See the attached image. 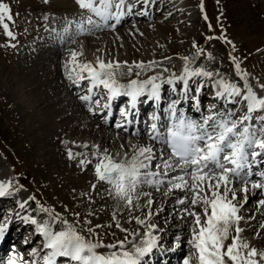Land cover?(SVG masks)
<instances>
[{
  "label": "snow or ice",
  "instance_id": "obj_1",
  "mask_svg": "<svg viewBox=\"0 0 264 264\" xmlns=\"http://www.w3.org/2000/svg\"><path fill=\"white\" fill-rule=\"evenodd\" d=\"M125 2L75 0L88 15H82L80 20H66L59 33L55 28L51 32L57 33L61 43L76 44L75 37L78 35L102 27L114 29L116 25L109 24V21L114 19L116 23L120 22ZM128 7L131 8V5ZM200 9L204 12L203 0ZM44 19H48L47 15ZM204 19H208L206 14ZM10 23H15L10 5L0 0V28L7 37L15 40L16 34L11 30ZM213 39L231 46L232 52L227 55L236 76L243 81L242 85L221 76L219 69L208 70L203 65L193 68L191 65L196 58L204 55V49L195 41L192 46L196 53L191 59L181 57L184 65L179 75L170 73L165 76L164 73L169 70L163 68L161 72L146 78H141V74L160 67L158 62L105 60L101 57L95 61H81L82 45L80 50H69V57L63 64L65 77L78 88L87 84L85 94L79 95L78 99L90 114L104 112L103 119L107 121L112 115V102L117 97H127L125 105L119 108L120 120L115 124L120 129L123 128L121 121L131 124L129 117L139 116V103H154V110L148 114L145 124L149 143L129 141L127 150L116 151L115 154L106 147L96 143L89 145L87 142L77 145L87 149L86 152L67 151L70 160L79 157L78 166L82 171L90 165L95 180L110 186L108 195L117 203L107 227L114 225L126 234L114 243L105 244L101 239L96 230L105 225L93 224L89 218L94 215L91 210L84 217L79 212H72L73 219L70 221L54 208L42 204L34 195L16 201L21 210L30 207V201L36 204L37 215L21 217L19 212L9 210L18 219L31 223L35 233L42 237L40 245L30 247L28 255L32 259L29 264H59V258H64V264H144L145 258L159 247V237L158 225L152 222V194L141 189L148 186L159 191L161 185L166 187L165 196L173 192L183 193L175 202L179 205V213L183 214L180 219L189 218L185 225L189 251L181 264H264V247L257 248L251 244L242 235L245 229L241 226L245 220L241 210L249 202L250 195L259 196L255 200V208L264 210V172L255 173L258 178L253 179L251 167L264 156V82L258 79L255 84L250 82L248 73L233 54L236 46L232 40L224 34L206 37L208 41ZM9 46L15 47L14 44ZM206 58L215 60L211 52L207 53ZM164 59L170 60L171 57ZM194 79L198 80L194 90L196 94L200 93L201 85L210 82L215 88L214 98L224 101L225 105H235L238 110L210 103L206 113L198 118L188 115L183 107H178L188 99L193 101L192 107L196 112L201 110L198 95H189L192 91L190 82ZM164 84L171 86L170 91L177 93V98L169 97L161 108V102L165 99L162 96ZM179 84L182 87L178 90ZM143 97L147 99L142 101ZM71 143L76 144L75 141ZM156 144L160 145L159 150ZM120 148L124 149L125 145L121 144ZM173 171L178 174L170 175ZM96 186V183H92L91 189L95 190ZM22 189L24 186L14 178L0 180V197L14 196ZM142 196L147 197L145 206L148 211L132 216V211L140 209ZM121 204L129 211V222L134 220L138 228L130 231L122 225L117 215L118 211H123ZM156 211L158 213L161 209L157 208ZM8 219L10 216L6 215L5 220ZM7 228L8 224L0 221V238H3ZM260 228L264 229V220ZM24 243L28 244L29 241L25 239ZM180 243L181 236L177 235L175 247H180ZM0 264L26 262L19 253L13 252Z\"/></svg>",
  "mask_w": 264,
  "mask_h": 264
},
{
  "label": "rangeland",
  "instance_id": "obj_2",
  "mask_svg": "<svg viewBox=\"0 0 264 264\" xmlns=\"http://www.w3.org/2000/svg\"><path fill=\"white\" fill-rule=\"evenodd\" d=\"M2 2L10 5L15 21L14 24L10 23V28L16 34V39L11 40L0 28V165L6 167L9 173L15 174V176L12 175V178L24 186V189L16 194H22L24 199L28 195H34L42 204L54 208L56 212L61 213L70 221L73 219L72 212H79L81 217H84L91 210L95 214L92 215L93 217H89L93 224L105 225V227L96 230L105 244L114 243L115 240L123 239L126 235L116 229L114 225L111 228L107 227V224L111 223L116 201L108 195L109 186L105 187L95 180L92 167H87L82 171L76 163L78 159L70 160L68 158V149L74 153L88 151L85 148L84 151H81L80 147L62 144L63 139L72 141L80 136L78 133L70 136V133L78 128L77 122L79 121H75V118L68 114L71 117L68 119L71 123L68 125L70 126L69 130L66 129L65 125L58 128L59 131L56 132L55 129L57 128L47 125L49 121L50 123L56 121V117L50 118V112L46 107L53 99L48 95L51 83L40 68H38L39 70L35 68L32 61H37L41 56L45 58L48 53L54 54L49 50L58 48L55 51L56 60L54 59L53 63L57 64L61 60L64 64V61L69 57L70 49L80 50L78 44L81 41L83 44L89 45L87 54H91V56L115 60L125 59L127 61L142 58L141 60L145 62H158L160 67L143 72L141 78L161 72L163 68L169 70L164 73L165 76H168L170 73L177 74L181 64H184L181 57L188 56L191 59L195 55L196 49L192 46L193 41H195L199 47L204 49V55L196 58V62L191 65L193 68L203 65L208 70L219 69L220 75L222 74L221 76L226 79L233 77L236 79L235 69L227 55L228 52H232L231 46L217 39L206 40L209 35L215 37L224 34L235 44L236 50L233 54L240 61L241 67L248 73L249 78L251 77L250 79L255 83L257 79L264 82V0H203L204 12H201L200 9L201 0H174L173 5L178 3L179 8H184L175 18L167 17L168 15H165L168 13L167 11L159 13V11L153 10L152 14H147L144 11L134 12V16L137 18H132L124 26L121 25L123 27H115L114 29L107 27L98 33L80 35L75 38L76 44L68 43L66 48H60L61 44L57 43V41L60 42L57 33L63 28L66 20H74L75 16L81 17L83 15L86 17L88 13H85L84 10L80 9V12H76L69 0H48L47 3L44 0H2ZM140 14L142 15L140 16ZM205 14L208 17L207 20L204 19ZM45 15L48 17L47 20L44 19ZM209 24L211 28H209ZM52 28H55L57 33H52ZM124 34H127V37L123 38ZM107 40L112 42L109 43L110 46L107 45L106 47ZM117 41L119 45H117ZM10 44H14L15 47L9 46ZM209 52L212 53L215 60L209 61L206 58ZM164 57H171V59L165 60ZM79 59L84 61L85 54ZM45 68L50 75L62 70L56 66V68L54 67L56 71H51L50 65L45 66ZM30 70L35 72L30 74ZM235 82L237 83V80ZM69 83L71 84L70 81ZM207 86L210 84L208 83ZM86 87L87 84L84 83L74 93L76 100H79V95L85 94L83 90ZM204 93L201 101L204 102L205 106L216 102L211 98L208 87L205 88ZM72 101L74 102V104L72 103L73 106H76L78 110L82 108L77 102L75 103V100ZM228 107L234 111L238 110L232 104ZM54 110H57L58 114L61 113L58 108H54ZM96 119L100 122L103 117L100 114V116L97 115ZM42 120L45 121V132L39 129ZM64 121L60 122L61 125L65 124ZM54 123L58 124L59 122ZM124 139L126 140V138ZM128 139L130 141V138ZM103 147L110 150L111 144L105 143ZM92 183L98 184L97 190L91 189ZM80 185L86 186L83 190V192H88V195H84L85 199L82 197L83 194H79L81 192ZM153 189L156 188L152 187L149 191L144 188L143 191L152 194ZM68 191L79 194L78 196H81L89 204L88 210H85L82 204L75 203L73 196H68ZM159 195L164 196V191ZM253 199L244 205L242 211L250 210ZM13 201L15 200L13 199ZM8 203H11V200H8ZM102 204L103 206H101ZM29 205L30 207L26 208L24 212L22 211L23 213L19 211L20 216L22 214L37 215L35 201H30ZM121 205L120 208L122 207L123 211H118L117 215L122 223L128 209L123 204ZM7 206H1L3 212H1V215L3 214L1 218L3 220H5L6 215L10 216L9 210L14 209V206L10 207V204ZM154 208L152 207V210ZM176 210L173 207L168 208L166 214L168 217L173 216L170 220L168 217L160 216L152 219V222L156 223L159 229L162 228L159 232L169 227V233H171L169 236L171 238L159 242L160 247H163L164 243L169 244L175 240L177 235L181 236V240L188 237L185 233L186 228L180 230L178 223L179 221L184 223L189 218L185 217L184 220H181L180 216L183 214L179 211L176 213ZM5 211L7 213H4ZM124 211L127 212L124 213ZM39 215L42 216L43 214ZM174 215L178 217L175 218ZM243 216L246 219L250 217L247 212ZM262 220H264V215L259 217V222L257 221L258 224L255 227L254 222H252L250 226L245 228V230L252 229L249 234L246 232H244L245 235L243 234L257 248L264 247V229L260 228ZM5 221L9 223L12 219ZM122 225L130 231L133 230L132 227H139L136 224L130 226L125 221ZM77 227L80 228L81 226L77 225ZM242 227H245V223ZM10 233L14 234L13 231ZM85 235L88 234L85 232ZM17 237L19 239L13 243L16 244L17 242V245L20 246L19 250L27 255L30 247L38 246L41 242V237L36 235L31 223L23 226ZM25 239L29 241L28 244L24 243ZM256 241L258 242L256 243Z\"/></svg>",
  "mask_w": 264,
  "mask_h": 264
},
{
  "label": "bare ground",
  "instance_id": "obj_3",
  "mask_svg": "<svg viewBox=\"0 0 264 264\" xmlns=\"http://www.w3.org/2000/svg\"><path fill=\"white\" fill-rule=\"evenodd\" d=\"M75 0H69V2H71L72 4H73V6H74V8L76 9V12H80L81 10H80V8L78 7V5L74 2ZM127 1H129V3L127 2ZM60 2V1H59ZM70 4V3H69ZM127 4L129 5H131V8H134V9H136L137 11H139V10H144L145 12L146 11H148L149 13H152L153 12V10H157V11H159V13L160 12H163V11H167L168 13H165V15L167 14L168 16L167 17H170V18H175V17H177L178 16V14H179V12L180 11H182L183 9L182 8H179L178 7V3L177 4H175V5H173L174 4V0H147V2H145V0H126V4H125V6H124V8L122 9V11H125V10H128V7H127ZM180 5V4H179ZM130 8V9H131ZM82 17V16H81ZM81 17H74L73 19L74 20H80L81 19ZM128 18H131L130 16H127ZM166 17V18H167ZM133 18H134V16H133ZM130 20V19H129ZM115 23H116V21H115ZM127 23H126V20L125 21H120L119 23H116L115 25H116V27H123L124 25H126ZM121 25H123V26H121ZM103 28V27H102ZM101 28V29H102ZM88 32H86V33H84V34H87ZM93 33H98V30H94V31H92L91 32V34H93ZM129 33V32H128ZM148 33H150L149 31H148ZM78 36H80V35H78ZM78 36H76L75 38H77ZM95 36V35H94ZM119 36V35H118ZM125 37H127V34H124V37L123 38H125ZM120 41V40H119ZM112 41H110V40H107L106 41V47H107V45H109V43H111ZM116 42V41H115ZM118 42V41H117ZM51 43H53L52 41H51ZM78 43V42H77ZM68 43L67 42H65V43H63L61 46H60V48H66V47H68V46H66ZM48 45V44H47ZM54 45V44H53ZM78 45H82V51H83V54H85V60H88V61H95V59L98 57H95V56H91V54L89 55V54H87V52H88V47H89V45H85V44H83L81 41H79V44ZM112 45V44H111ZM117 45H119V42H118V44ZM79 46V47H80ZM110 46V45H109ZM54 47V46H53ZM110 48V47H109ZM58 48H55V49H53V50H49V52L51 51V52H54V54H52V53H48V54H46V57L45 58H43L42 56H41V58H39L37 61H32L33 63L32 64H34V66H35V68L36 69H38V68H40V70L44 73V76H47L48 77V79H49V81H50V83H51V87H50V89H49V92H48V95L49 96H51L53 99L51 100V102H50V104L47 106L46 105V107H48V111L50 112V118L52 117H56L55 118V120L57 121V122H59L58 124H56V123H54V122H56V121H53L52 123H50V121H49V119H48V123H47V125L49 126V125H51V127L52 126H54L55 128H57V129H55L56 130V132H57V130L59 131V129L58 128H61V127H64L65 125H66V129L67 130H69V128H70V126H68L69 124H71L70 123V120H68L69 118H75V121H79V122H77L78 124H77V129H75V131H73L72 133H70L71 135L70 136H72V135H75V134H79L80 136L79 137H77L76 139H74V140H72V141H75L76 142V144H73V143H71L72 141L70 140V141H67V140H65V139H63L62 141H67V143H62V144H65V146L67 145V146H76L77 147V145H79V144H82L83 142H87L89 145H91V144H93V143H96V144H99V145H101L102 147L104 146V144L105 143H109V144H111V147H110V151H112L113 152V154H115V152L116 151H121V152H123V151H125V150H127L128 148H129V139L128 138H130V141H132L133 143H136L137 141H139V142H141V143H144V141L140 138V139H138L137 137L136 138H131V137H129V136H127V135H121V136H123L124 138H126V140L123 138L122 139V137L120 136L119 137V135H118V133H117V131H115V129H110V128H107L104 124H105V122H103V119H102V121H98L97 119H96V117H95V115L94 114H90L88 111H87V109H86V107L84 106V104H83V102H81V101H79V100H76L75 99V97H74V93L75 92H77L79 89H78V87H76L75 85H73L72 83L70 84L69 83V80L65 77V75H64V73H65V70H64V67H63V63H62V61L60 60V61H58L57 62V64L56 63H53V60L55 59L56 60V58H55V56H56V50H57ZM108 49V48H107ZM48 51V50H47ZM149 51V50H148ZM151 52H154V50H151ZM49 54H51V55H49ZM59 54V53H58ZM39 56H40V54H39ZM50 56V57H49ZM126 56H128L129 57V55H126ZM126 56H124L125 58H126ZM123 57V58H124ZM103 59H105V60H108L107 58H105V57H102ZM148 58V57H147ZM146 58V59H147ZM142 58H140L139 60H137V59H135L136 61H140ZM144 59V58H143ZM145 59V60H146ZM123 60H125V59H121V61H123ZM131 60V59H130ZM128 60L129 62H131V61H133V60ZM148 60H150V59H148ZM40 61V62H39ZM36 63V64H35ZM47 65H50V69H51V71H56L55 69H54V67L56 68V66H58L60 69H62V70H60V72L59 71H56V72H54V74H52V75H50L49 74V71L47 70V68H45V66H47ZM183 65L184 64H181V67L179 68V70L177 71V75H179L180 74V72L182 71V69H183ZM52 67V68H51ZM39 70V69H38ZM29 71V70H28ZM30 72H31V70H30ZM35 71H32L30 74H32V73H34ZM222 75V74H221ZM35 76V75H34ZM251 78V77H250ZM249 78V80H250V82L251 83H253V84H255V82L252 80V79H250ZM60 80V81H59ZM231 80H233L234 82H235V80H237V83L238 84H240V85H242L243 84V81L242 80H240V78L238 77V76H236V79L233 77V78H231ZM192 84V86H195V87H197L198 86V80L197 79H194V80H192L191 82H190V85ZM205 84H206V82L203 84V85H201V88L203 89V88H205ZM83 89V88H82ZM84 92H86L85 90H83ZM203 92V91H202ZM201 92V93H202ZM171 94H173V92H171V91H169L168 92V95H171ZM46 96V95H45ZM74 98V99H73ZM72 100H75V103L77 102L79 105H81V109L80 110H78V108L75 106H73V104H74V102L72 101ZM142 100V99H141ZM146 100V99H145ZM142 101H144V99L142 100ZM222 101V100H221ZM114 102V101H113ZM113 102H112V107H113ZM73 103V104H72ZM161 103H163V101L161 102ZM183 105H185V101L180 105V106H183ZM218 105L219 106H221L222 107V104L220 105V103H218ZM145 106V102H141V103H139L138 105H137V108H138V110L139 111H141L142 109H143V107ZM186 106L187 107H189V102L187 103L186 102ZM79 107V106H78ZM54 108H58V109H60L61 110V113L60 114H58L59 112H57V110H54ZM114 108H112V110H113ZM190 110H191V112L193 113V114H195L196 115V117L198 118L199 116H200V114H199V112H196L195 111V109L194 108H189ZM86 111V112H85ZM46 112V111H45ZM134 112H135V110H134ZM76 113V114H75ZM64 114V115H63ZM71 114V117H69V115ZM106 114V113H105ZM43 115H44V113H43ZM67 115V116H66ZM75 116H77V117H75ZM118 117V116H117ZM139 117V116H138ZM29 118V117H28ZM47 119V118H46ZM77 119V120H76ZM100 124H98L95 120ZM63 120H65L64 121V123L65 124H62L61 125V121H63ZM139 120H140V117H139ZM39 121V120H38ZM74 121V120H73ZM46 125V126H47ZM60 126V127H59ZM38 128V127H37ZM49 128V127H48ZM53 128V127H52ZM39 129H42L43 131L46 129V127H45V121L44 120H42V123H41V125H40V127H39ZM61 130H63V129H61ZM45 132V131H44ZM46 132H48V130H46ZM62 132V131H61ZM66 133V131L64 132V134ZM61 134V133H60ZM68 134V133H67ZM61 136V135H60ZM63 136V135H62ZM68 136V135H67ZM144 137L147 139V136L144 134ZM66 138V137H65ZM121 144H123V145H125V148L124 149H121L120 148V145ZM75 148V147H74ZM156 148L158 149V147L156 146ZM80 149H81V151H84L83 149V147H80ZM80 151V150H79ZM86 152V151H85ZM264 158V157H263ZM76 159H78L79 160V157L78 158H76ZM75 159V160H76ZM73 162H75L74 160H73ZM77 164H78V162H76ZM261 163H262V160H261ZM261 165H263V164H261ZM88 167H91L90 165L88 166ZM13 173H15V172H13ZM172 173H174V171L173 172H171L170 173V175H172ZM175 174V173H174ZM13 176H14V174H13ZM9 177H11L12 178V174L11 173H9L8 172V170H7V168L6 167H4L3 165H0V180H7ZM88 181V180H87ZM166 179H165V184H166ZM72 183H74V182H72ZM85 183V182H84ZM101 183V185H103V186H105V187H108L109 185L108 184H106V183H104V182H100ZM98 185V184H97ZM107 185V186H106ZM73 187H77V186H73ZM110 187V186H109ZM86 188V186L85 185H80L79 186V189H81V192L79 193V194H84V193H88V192H83V190ZM144 188H145V190H150L151 189V187H148V186H144L142 189H141V191H143L144 190ZM75 190H76V188H74ZM95 190H97V188L95 189ZM80 191V190H79ZM78 191V192H79ZM92 191V190H91ZM94 191V190H93ZM103 191V190H102ZM153 191V193H152V195H155V196H152L153 198V200H154V204H153V214H155V215H153L152 216V219L155 217V218H158L159 216L160 217H163V218H167L168 217V214H166L167 213V211H168V208L169 207H174L175 208V206L176 207H178L179 205H177L175 202H176V199L177 198H175L176 196H180V195H183V193H180V192H173L172 194H170V195H167V196H162V195H159V193H161V192H165L166 191V189H165V185H161L160 186V190L159 191H157L156 189H153L152 190ZM101 192V191H100ZM144 192V191H143ZM74 193V194H73ZM68 196H73V201L75 202V203H80V204H82V206L83 207H85V210H88L87 208H88V206H89V204L86 202V201H84L83 200V198L85 199V197H84V195L81 197V196H78L75 192H69L68 191ZM101 195V194H100ZM103 196V195H102ZM252 197V198H251ZM253 197H259L258 195H256V196H251L250 195V197H249V200L251 201V199H253ZM87 198V197H86ZM13 199L15 200V201H13ZM24 199V196L22 195V194H19V195H14V196H10V197H0V209H1V205H3V204H10V207H12V206H14V209H12V213H14V212H19L20 211V213H23L25 210H21V209H19L18 207H16L17 206V204H16V201L17 200H23ZM67 199V198H66ZM72 199V198H71ZM113 199V198H112ZM146 197H141V199H140V204H141V207H140V209L139 210H134V211H132L131 212V215L132 216H136V215H143V214H145L147 211H148V208L145 206V201H146ZM157 199H158V207H157ZM8 200L10 201L11 200V203H8ZM99 200V199H98ZM111 200V199H110ZM114 200V199H113ZM71 201V200H70ZM114 203V202H113ZM117 203V202H116ZM78 205V204H77ZM107 205V204H106ZM101 206H103V204L101 205ZM105 206V205H104ZM113 206V205H112ZM122 206V205H121ZM124 206V205H123ZM253 206H255V202H254V204H253ZM8 208H9V206H7ZM78 207V206H77ZM100 207V206H99ZM90 208V207H89ZM126 208V207H125ZM157 208H159V209H161V211H159L158 213H157ZM111 209V208H110ZM121 209H122V207H121ZM254 209H255V207H254ZM253 208L251 209V211H250V217H252L251 219H246L245 218V220L244 221H242L241 222V226H243V224L245 223V227H243L244 229L247 227V226H250L251 224H252V222H257L258 220H259V217L261 216V215H264V210L262 211V214L259 216V210H254ZM92 210H93V208H92ZM156 212H155V211ZM23 211V212H22ZM261 211V210H260ZM127 211H124V213H126ZM176 212H178L177 210H176ZM241 212H242V215L245 213V212H249V210L248 211H242L241 210ZM4 213H7L6 211L4 212ZM119 213V212H118ZM102 214V213H101ZM23 216L25 215V214H22ZM21 215V216H22ZM95 215V214H94ZM91 217H93V216H91ZM128 217H129V211L126 213V215L124 216V220L123 221H125L126 223H129L130 224V226L131 225H135L136 223H135V221L133 220V221H131V222H129V219H128ZM173 216L171 215V216H169L168 217V219L170 220L171 218H172ZM174 217H175V215H174ZM178 216L176 215V217L175 218H177ZM10 218L12 219V221L14 220H16V216L15 215H13V214H11L10 213ZM123 221H122V223H123ZM11 222V221H10ZM20 223H18V228L15 230V233H14V235L15 234H17L18 232H19V229H21L23 226H25L26 224L24 223V220L23 219H20V221H19ZM187 222V221H186ZM186 222H184V223H181L180 221H179V223H178V225H179V229L181 230V229H184V228H186V231H185V233L188 235V231H187V227L185 226L186 225ZM14 223H16V222H14ZM8 227H12L11 225H8ZM129 227V226H128ZM132 229L134 230V229H136V227H132ZM131 229V230H132ZM161 229L162 228H158V231H157V235H158V237H159V240H162V239H167L169 236H171V233H169V227H166V228H164V231H162V232H159V231H161ZM250 230H252V229H247V230H245L244 232H246V233H248L249 234V232H250ZM10 231V230H9ZM159 232V233H158ZM243 232V234L245 235V233ZM257 232V231H256ZM259 233H261V232H259ZM242 234V235H243ZM186 235V236H187ZM18 235H16V239H18V237H17ZM11 237H12V235L10 236L9 235V233H4V236H3V238H1L0 239V250L2 249V248H4L5 249V244H6V242L8 241V240H10L11 239ZM187 238L188 237H185V240H181V243H180V247H174V248H176V249H178V251L177 250H175V251H166V250H163V249H161V250H163V251H161V250H158V249H154L153 250V253H152V262H155V256H157V254L158 253H160V254H162V255H165L166 257H170L171 255H174L175 253H178L177 254V256L178 257H180V255H183V249H184V251H189V247L187 246ZM12 239H13V237H12ZM11 239V240H12ZM158 240V241H159ZM258 241H256V243H257ZM179 248H180V250H179ZM181 248H183L182 250H181ZM100 251H106V249H100ZM185 254V253H184ZM164 259V261L166 260V258L164 257L163 258ZM146 264L148 263L146 260L144 261ZM169 262V261H168Z\"/></svg>",
  "mask_w": 264,
  "mask_h": 264
}]
</instances>
